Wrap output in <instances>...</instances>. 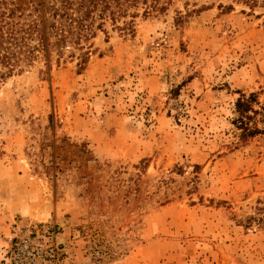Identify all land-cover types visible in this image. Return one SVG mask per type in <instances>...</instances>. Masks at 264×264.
Instances as JSON below:
<instances>
[{
    "label": "rangeland",
    "instance_id": "1",
    "mask_svg": "<svg viewBox=\"0 0 264 264\" xmlns=\"http://www.w3.org/2000/svg\"><path fill=\"white\" fill-rule=\"evenodd\" d=\"M138 12L77 42L45 28L0 79L6 243L49 221L87 264H264V135L234 125L238 98L264 103V3Z\"/></svg>",
    "mask_w": 264,
    "mask_h": 264
},
{
    "label": "trees",
    "instance_id": "2",
    "mask_svg": "<svg viewBox=\"0 0 264 264\" xmlns=\"http://www.w3.org/2000/svg\"><path fill=\"white\" fill-rule=\"evenodd\" d=\"M29 13L14 6L8 0H0V79L8 77L19 55L31 59L34 51L38 47L44 46L45 28H51L58 33L61 41L66 38H74L80 41L86 36H91L95 29H101L105 20H110L115 24L120 19L130 17L128 21H122L123 25H115L117 29L133 30V18L141 10L142 16H148L153 12L163 13L170 5L172 0H47L44 4L42 0H33ZM240 2L252 9L264 0H232ZM10 6L8 7V5ZM227 5V9H231ZM18 11V15H16ZM47 12L48 23L45 21ZM34 14V15H32ZM16 17V19H15ZM29 17V18H28ZM33 38H37L36 45H30ZM256 103L254 95L240 97L234 103L236 118L234 125L238 130V139L241 141L246 138L262 134L264 127H258L252 120L259 115L264 122V103L258 109L254 107Z\"/></svg>",
    "mask_w": 264,
    "mask_h": 264
},
{
    "label": "built area",
    "instance_id": "3",
    "mask_svg": "<svg viewBox=\"0 0 264 264\" xmlns=\"http://www.w3.org/2000/svg\"><path fill=\"white\" fill-rule=\"evenodd\" d=\"M62 229L55 223L14 221L8 243L0 248L5 264H73ZM91 255L101 259L100 251ZM100 263V262H98Z\"/></svg>",
    "mask_w": 264,
    "mask_h": 264
},
{
    "label": "crops",
    "instance_id": "4",
    "mask_svg": "<svg viewBox=\"0 0 264 264\" xmlns=\"http://www.w3.org/2000/svg\"><path fill=\"white\" fill-rule=\"evenodd\" d=\"M4 218L0 215V247L6 244L10 231V222L6 223V220ZM71 256L73 257L72 261L75 262L76 264H87L79 252L74 251L73 254H71ZM130 260H131L130 257H128L121 264H128ZM0 264H5L2 261L1 254H0Z\"/></svg>",
    "mask_w": 264,
    "mask_h": 264
}]
</instances>
